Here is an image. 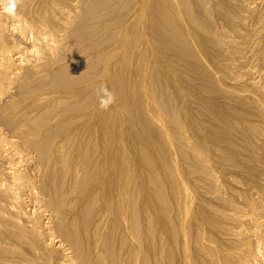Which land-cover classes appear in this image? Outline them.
<instances>
[{
    "label": "bare ground",
    "instance_id": "obj_1",
    "mask_svg": "<svg viewBox=\"0 0 264 264\" xmlns=\"http://www.w3.org/2000/svg\"><path fill=\"white\" fill-rule=\"evenodd\" d=\"M16 2L0 264H264V0Z\"/></svg>",
    "mask_w": 264,
    "mask_h": 264
},
{
    "label": "clouds",
    "instance_id": "obj_2",
    "mask_svg": "<svg viewBox=\"0 0 264 264\" xmlns=\"http://www.w3.org/2000/svg\"><path fill=\"white\" fill-rule=\"evenodd\" d=\"M17 8L16 0H9L7 6L3 9L6 13L14 15ZM96 95L98 99V107L101 110L107 111L116 102L115 93L110 90L106 85H101L96 90Z\"/></svg>",
    "mask_w": 264,
    "mask_h": 264
}]
</instances>
